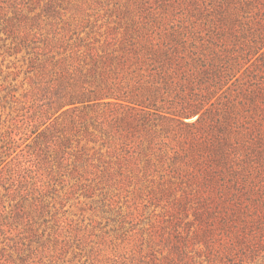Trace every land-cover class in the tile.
<instances>
[{"label":"trees","instance_id":"1","mask_svg":"<svg viewBox=\"0 0 264 264\" xmlns=\"http://www.w3.org/2000/svg\"><path fill=\"white\" fill-rule=\"evenodd\" d=\"M43 1L32 17L15 1L4 27L31 47L39 136L56 153L101 140L98 159L166 191L175 221L191 212L159 264L264 256V0H117L102 21Z\"/></svg>","mask_w":264,"mask_h":264},{"label":"rangeland","instance_id":"2","mask_svg":"<svg viewBox=\"0 0 264 264\" xmlns=\"http://www.w3.org/2000/svg\"><path fill=\"white\" fill-rule=\"evenodd\" d=\"M15 1L28 17L43 13L44 3L0 0V146L6 143L0 150L7 153L0 166V251L6 264H159L157 258L167 257L174 241L190 232L186 223L193 215L175 221L166 191L98 159L97 151L105 149L101 140L79 131L66 153H56L49 139L39 136L48 122L38 123L42 101L35 93L31 47L18 32L4 29L5 20L16 16ZM66 1L58 0L69 9ZM70 1L102 21L117 0ZM62 7L63 19L69 11ZM83 152L93 157L78 159ZM177 224L182 235L173 228ZM190 245L192 254L203 250L201 243ZM235 264H264V256Z\"/></svg>","mask_w":264,"mask_h":264}]
</instances>
